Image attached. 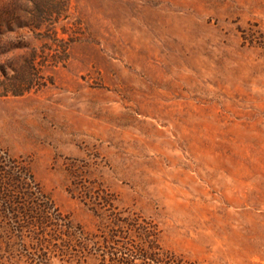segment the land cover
Instances as JSON below:
<instances>
[{"label":"rangeland","instance_id":"1","mask_svg":"<svg viewBox=\"0 0 264 264\" xmlns=\"http://www.w3.org/2000/svg\"><path fill=\"white\" fill-rule=\"evenodd\" d=\"M4 158L50 219L8 187L0 264H101L110 211L183 260L264 264V0H0Z\"/></svg>","mask_w":264,"mask_h":264},{"label":"trees","instance_id":"2","mask_svg":"<svg viewBox=\"0 0 264 264\" xmlns=\"http://www.w3.org/2000/svg\"><path fill=\"white\" fill-rule=\"evenodd\" d=\"M0 175H2L0 176V201L4 198L2 195L10 191L8 187H15L18 192L20 189H24V192L21 191V193L27 199H30L32 204L41 207L35 210L37 215L32 219L37 221L39 225L50 219L42 214V211H45L48 206L45 200L41 198L39 200L41 193L38 196L36 191H31V189L36 188L37 190L38 188L33 187L35 183L28 169L19 165L16 161L4 158V163L0 160ZM10 195H5L3 199L5 200L4 206L7 205L6 200H14L15 197H10ZM9 207L11 206L9 205ZM30 209L32 210V208ZM106 218H108L107 224H104L100 232L94 234L92 245L97 252L96 254L100 257L101 264H198L183 260L174 253L163 249L157 239L156 225L151 219L138 213L123 214L112 211L109 212ZM54 219L51 220L55 222L60 218L54 217ZM63 225H65L66 235L73 236L74 231L71 227L68 224ZM78 245L82 250L86 248L85 243L81 241ZM71 248L72 245L67 244L60 253L65 254Z\"/></svg>","mask_w":264,"mask_h":264}]
</instances>
